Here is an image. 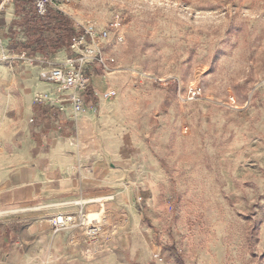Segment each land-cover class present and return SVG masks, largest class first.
<instances>
[{
    "label": "rangeland",
    "instance_id": "rangeland-1",
    "mask_svg": "<svg viewBox=\"0 0 264 264\" xmlns=\"http://www.w3.org/2000/svg\"><path fill=\"white\" fill-rule=\"evenodd\" d=\"M53 8L70 16L77 32L94 27L85 50L67 47L69 56L85 55L88 73L109 78L104 89L92 86L84 106L104 114L106 158L98 167L110 177L97 198L107 196L87 197L74 213L102 220L98 239L106 231L118 238V216L131 201L143 229L116 264H264V0H53ZM117 18L121 26L110 28ZM25 45L0 55V64L15 67L11 77L21 75L16 60L40 58L46 67L66 60L52 62L56 52L43 57ZM87 48L114 58L112 70L91 62ZM48 70L42 81L49 82ZM194 86L202 95L190 100ZM18 92L10 76L0 80V187L19 167L14 157L25 124L42 126L38 141L49 146L53 109L70 115L75 138L84 111L60 109L55 98L56 107L35 103L34 111L41 105L50 112L31 119ZM96 159L83 172L94 176ZM143 169L148 182L134 184L132 175ZM132 185V196L125 193L110 211L114 194ZM14 216L0 212V222Z\"/></svg>",
    "mask_w": 264,
    "mask_h": 264
},
{
    "label": "crops",
    "instance_id": "crops-1",
    "mask_svg": "<svg viewBox=\"0 0 264 264\" xmlns=\"http://www.w3.org/2000/svg\"><path fill=\"white\" fill-rule=\"evenodd\" d=\"M24 4V0H15L8 4L1 16V34L3 37L0 55H5L6 49L11 50L16 43L13 53H20L21 44H25V31L21 17L17 15L16 4ZM26 10L28 5L25 4ZM22 33L24 36L17 39ZM68 48L59 49L52 62H62L68 56ZM41 56L44 57L43 54ZM22 59L21 56H19ZM1 58V56H0ZM24 60V59H22ZM16 60V68L20 76L11 77L15 70L13 65L0 64V80L10 76V83L18 84V95L23 105L24 115L33 119L47 111L48 106H38L34 111V104L40 93H49L53 98L60 97L55 85L42 81L40 74L46 73L48 65L44 66L41 59L28 61ZM51 63V62H50ZM103 77L98 81L97 77ZM108 76L92 75L93 89H104L108 85ZM35 99V100H34ZM45 104V103H44ZM50 105V104H46ZM54 107L56 103L54 102ZM107 108V103L102 109ZM54 110V130L46 135L51 137V143L46 146L38 140L45 134L42 126L31 129L28 124L22 132L23 140L17 150L14 160L19 167L8 175L10 183L0 187V212L9 211L17 216L0 222V264H116L126 259L124 249L137 237L143 229L141 218L131 205L118 216V238L103 232L102 237L95 242H89L80 227L55 231L49 221L57 214L77 212V204L86 201H98L107 195H102L101 189L108 181L110 172L104 176L100 173L101 158H106L101 146L99 127L104 123L101 110L85 108L79 113L76 121L79 124V135L73 136V122L68 114H60ZM133 146V144H132ZM97 168L94 176L83 172L82 166L91 164L93 160ZM96 159V160H97ZM13 161V160H12ZM10 162V160H9ZM147 170L137 171L132 175L133 183L148 182ZM14 180V181H13ZM147 185L149 183H146ZM133 185L126 190L117 191L111 200V209L116 213L117 202L126 193L132 196ZM97 195V196H95ZM116 197V198H115ZM79 202V203H78ZM77 203V204H76ZM82 205V204H81ZM46 206V207H44ZM86 207L88 205H85ZM48 207V208H47ZM85 207V209H87ZM126 223L129 226L125 227ZM114 235V234H113Z\"/></svg>",
    "mask_w": 264,
    "mask_h": 264
},
{
    "label": "built area",
    "instance_id": "built-area-1",
    "mask_svg": "<svg viewBox=\"0 0 264 264\" xmlns=\"http://www.w3.org/2000/svg\"><path fill=\"white\" fill-rule=\"evenodd\" d=\"M15 0H0V17L8 4L14 3ZM36 13L39 16H45L50 8H53V0H32ZM121 26L119 19L111 22L110 28L118 29ZM95 29L92 25H86L81 32H77L71 39L72 49H84L87 40L94 36ZM106 34V33H105ZM3 37L0 31V50L2 49ZM90 55L91 62L97 63L104 71L112 70L111 64L115 62L112 57H106L100 52H94L91 48L86 49ZM25 53H23L24 55ZM85 55L77 53L69 56L63 63H49L47 80L56 86L57 92L61 97L58 101L61 103L57 106L64 109L65 104H70L74 112L79 113L84 109L87 93L92 88V75L84 69ZM137 82V81H136ZM67 92V93H66ZM66 94V95H65ZM63 95V96H62ZM110 92H105V97H109ZM202 89L194 86L190 89L188 99L194 100L200 98ZM55 98L49 93H42L37 97V103L54 105ZM52 228L55 231L65 230L73 227L83 229L86 239L89 242H95L102 229V220L98 217L90 218L85 212L57 214L50 219Z\"/></svg>",
    "mask_w": 264,
    "mask_h": 264
},
{
    "label": "trees",
    "instance_id": "trees-1",
    "mask_svg": "<svg viewBox=\"0 0 264 264\" xmlns=\"http://www.w3.org/2000/svg\"><path fill=\"white\" fill-rule=\"evenodd\" d=\"M28 1L16 4L17 15H23L21 21L27 37L26 45L34 46V51L41 54L55 53L59 49L70 47L72 37L77 34L72 18L54 8H50L45 16H39L34 5L32 9L26 10L25 4ZM48 32L52 35L47 36ZM87 96H94L93 92L90 90Z\"/></svg>",
    "mask_w": 264,
    "mask_h": 264
},
{
    "label": "bare ground",
    "instance_id": "bare-ground-1",
    "mask_svg": "<svg viewBox=\"0 0 264 264\" xmlns=\"http://www.w3.org/2000/svg\"><path fill=\"white\" fill-rule=\"evenodd\" d=\"M96 215V214H95ZM93 216V215H92ZM96 217H98V216H96Z\"/></svg>",
    "mask_w": 264,
    "mask_h": 264
}]
</instances>
